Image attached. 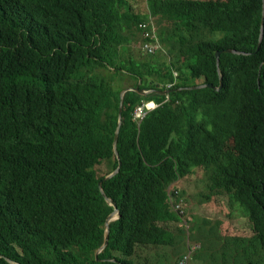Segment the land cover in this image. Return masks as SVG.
Returning <instances> with one entry per match:
<instances>
[{
  "label": "trees",
  "instance_id": "1",
  "mask_svg": "<svg viewBox=\"0 0 264 264\" xmlns=\"http://www.w3.org/2000/svg\"><path fill=\"white\" fill-rule=\"evenodd\" d=\"M262 14L263 0H0V264H264ZM127 86L154 92L125 93L117 155ZM119 161L97 254L114 209L98 182ZM193 174L201 203L242 212L236 232L172 208Z\"/></svg>",
  "mask_w": 264,
  "mask_h": 264
},
{
  "label": "rangeland",
  "instance_id": "2",
  "mask_svg": "<svg viewBox=\"0 0 264 264\" xmlns=\"http://www.w3.org/2000/svg\"><path fill=\"white\" fill-rule=\"evenodd\" d=\"M136 2L142 6L143 0H136ZM124 48H128L129 46H123ZM125 83V82H124ZM205 175L204 170H200V178H202ZM192 179L190 180L188 184V189L186 191L185 199L183 198V201L186 205V209L188 211L190 221V226H193L194 223L198 224H204L205 220H210L212 222L221 221L220 230L222 233H229V231L236 232L234 223L241 219L242 212L235 211L231 215L232 217H229V211L225 206H223V203L221 201H214L213 199L209 202H200V196L193 195L195 189L198 190L197 184L200 182L198 181L199 178L195 174L192 175ZM201 186L202 185H198ZM197 187V188H196ZM206 229H208V226H204ZM216 230H214L215 232ZM185 232V231H184ZM184 244L186 246V242L188 241V236H190V233L186 231L184 233ZM203 239L208 245H215L214 237L212 235H209L205 232H202L199 230L196 235V241L201 242L200 238ZM191 239H193L191 237ZM195 240V239H194ZM177 258V257H176ZM175 258V260H176ZM151 263V262H150ZM176 264V261L175 263Z\"/></svg>",
  "mask_w": 264,
  "mask_h": 264
},
{
  "label": "water",
  "instance_id": "3",
  "mask_svg": "<svg viewBox=\"0 0 264 264\" xmlns=\"http://www.w3.org/2000/svg\"><path fill=\"white\" fill-rule=\"evenodd\" d=\"M263 7H264V0H263ZM263 18H264V15H263ZM262 26H263V22H262ZM262 35H263V30L261 29V33H260V39L262 38ZM260 46V42L258 44V47L257 49L259 48ZM225 51L227 52H233V53H241L243 51H239L237 49H226ZM245 53V52H243ZM219 55H220V51L218 50L216 52V57H217V64H219ZM204 86H209V87H213L212 84H208V83H202V84H198V85H195V86H192L190 88H198V87H204ZM222 86V82H220V85L219 86H214L215 89H220ZM136 90L137 92H140V93H145L147 92L146 90H143V89H140L138 86L136 87H126L124 88L122 91H121V94H120V104H119V111H118V114H119V119H118V124H117V128H116V131H115V136H114V151L115 153L118 155V151H117V142H118V136H119V130H120V126H121V123H122V113H123V103H124V96H125V93L129 90ZM160 92L162 94H168L170 92V89H163V90H160ZM120 167H121V161H119L118 163V166L108 175L104 176L101 180H99L98 182V185H99V188L102 192V194L104 195L105 199L111 204L114 206V209L113 211L107 216L106 218V221H105V238H104V243L103 245L101 246V248L99 250L96 251V253L98 254L102 249L105 248V246L107 245L108 243V239H109V233H110V222L116 218L119 217V209H118V206H117V203L111 199L110 197H108L103 189V186H102V181L112 177L113 175H115L116 173L119 172L120 170ZM6 259L12 263V264H16V262L8 257H6Z\"/></svg>",
  "mask_w": 264,
  "mask_h": 264
},
{
  "label": "built area",
  "instance_id": "4",
  "mask_svg": "<svg viewBox=\"0 0 264 264\" xmlns=\"http://www.w3.org/2000/svg\"><path fill=\"white\" fill-rule=\"evenodd\" d=\"M147 46H154L153 48H151L149 50V52H155L160 47V44L157 42H146L144 44V47H147ZM146 104L148 106H156L157 105L154 101H147ZM145 116H146V113L143 110V108H141V107L136 108L135 114H134V119L136 121H141ZM174 207L177 208L180 212H183L184 211L183 201L176 203ZM195 247H196V245H192L191 249H194ZM186 259H187V255H186ZM185 260L181 261V264L185 263Z\"/></svg>",
  "mask_w": 264,
  "mask_h": 264
},
{
  "label": "clouds",
  "instance_id": "5",
  "mask_svg": "<svg viewBox=\"0 0 264 264\" xmlns=\"http://www.w3.org/2000/svg\"><path fill=\"white\" fill-rule=\"evenodd\" d=\"M263 15H264V7H263V14H262V22H263V26H264V18H263ZM262 22H261V29L263 30V26H262ZM261 33V32H260ZM262 37H263V35H262ZM262 39V38H261ZM154 42H157V43H159L160 44V47L155 51V52H147V53H156V52H158L159 50H161L162 49V43L161 42H159V41H154ZM261 43V42H260ZM145 44V43H144ZM144 44H143V46H144ZM259 44V43H258ZM258 47V46H257ZM177 71H174V75L175 76H177ZM172 84H173V82H169V83H167V86H166V88H164V89H170V87L172 86ZM127 87H132V86H127ZM136 87V86H135ZM163 90V89H162ZM171 91V90H170ZM170 93V92H169ZM169 93L168 94H166V96H169ZM148 100H144V102H147ZM149 101H154L157 105L156 106H158L159 105V103L156 101V100H154V99H150ZM142 121V120H141ZM140 121V122H141ZM138 122V121H137ZM183 209H184V211L183 212H180V211H178V213L180 214V216H181V218H182V221H184V220H186L187 222H188V217H189V214H188V211H187V209H186V205H185V203H184V201H183ZM197 244L199 245V244H201L200 242H197Z\"/></svg>",
  "mask_w": 264,
  "mask_h": 264
},
{
  "label": "bare ground",
  "instance_id": "6",
  "mask_svg": "<svg viewBox=\"0 0 264 264\" xmlns=\"http://www.w3.org/2000/svg\"><path fill=\"white\" fill-rule=\"evenodd\" d=\"M141 47V49L143 50V52H149V50L151 49V48H153L154 46H147V47H144V46H140ZM126 88V87H125ZM143 90H146L147 92H145V93H140V92H138V93H140V94H144V95H146V94H149V93H152V92H154V89H143ZM169 99V97H166V99L164 100V101H167ZM149 101V100H148ZM124 104V103H123ZM138 107H141V108H143V110L145 111V113L147 114L149 111H151V110H153V109H155L157 106H148L147 104H146V102H144V101H142L140 104H138L136 107H135V109H134V112H133V117H134V114H135V110H136V108H138ZM138 123H140V121H138ZM172 208H175V207H172ZM176 209V211H178V209L177 208H175ZM108 241H109V239H108ZM108 244V243H107ZM107 246V245H106ZM105 246V247H106ZM101 248V247H100ZM99 248V249H100ZM98 249V250H99ZM103 250V249H102ZM101 250V251H102ZM100 251V252H101ZM187 264H189V262H187Z\"/></svg>",
  "mask_w": 264,
  "mask_h": 264
}]
</instances>
